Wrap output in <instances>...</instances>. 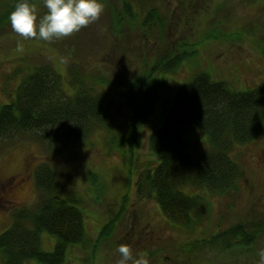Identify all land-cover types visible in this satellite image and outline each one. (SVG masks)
<instances>
[{"label":"rangeland","instance_id":"obj_1","mask_svg":"<svg viewBox=\"0 0 264 264\" xmlns=\"http://www.w3.org/2000/svg\"><path fill=\"white\" fill-rule=\"evenodd\" d=\"M109 2L116 5V0ZM9 3L0 0V10ZM34 4L39 18L47 9L43 0ZM132 5L135 17H122L114 32L110 11L105 8L96 21L80 31L51 41L24 39L13 31L9 21L0 27V104L9 99L29 69L41 65L55 67L68 92L76 77L85 87H93L95 94L110 99V126L95 127L84 140L58 151L29 134L0 143V233L10 225L13 210L36 202L35 167L47 163L56 171L62 193L74 192L79 197L89 239L97 237L100 227L118 209L121 195L130 197L110 239L102 243L95 257L89 259L83 249L70 246L64 264H85V258L93 264H114L119 256L116 249L122 243L148 256V250L162 249L150 258L140 256L146 264H259L264 232L250 249L225 253L205 249L189 254L179 246L240 220L264 222V134L251 143L237 145L233 153L241 174L236 188L222 195H205L212 205L209 216L201 204L202 223L191 228L171 223L153 198L138 197L134 182L137 173L154 158L148 134L162 125L179 85L205 72L213 81L226 82L235 90L264 86V0H132ZM149 6L159 10L161 19L144 27L141 19ZM182 39L200 43L192 47L194 55L183 60L174 72H164V86L135 150L129 191L126 160L117 148V138L122 136L123 146L129 134L125 81L149 68L158 54ZM189 137L194 152L204 147L198 133ZM90 172L102 180V188L91 184ZM54 242L47 232L41 234L45 250H52Z\"/></svg>","mask_w":264,"mask_h":264},{"label":"trees","instance_id":"obj_2","mask_svg":"<svg viewBox=\"0 0 264 264\" xmlns=\"http://www.w3.org/2000/svg\"><path fill=\"white\" fill-rule=\"evenodd\" d=\"M9 1L0 10V27L9 21L17 3ZM38 1L42 0H31L33 4ZM109 1L103 0V4L110 11L114 32L122 17L132 19L135 13L132 0H116V5ZM158 11L150 7L141 25L145 27L158 20ZM198 43L182 39L158 54L149 68L125 81L123 94L129 112V134L123 146L122 136L117 138V148L126 160L129 191L135 150L141 141L142 127L154 112L159 90L164 86V72H174L183 60L191 58L195 53L192 47ZM259 53L263 54L260 50ZM98 81L104 84L102 79ZM71 82L68 92L55 67L41 65L29 69L9 99L0 104V143L29 134L58 151L84 140L95 127H109L110 99L95 94L93 87H85L76 77ZM191 133L204 139V147L198 152L193 151ZM263 134L264 86L235 90L226 82L213 81L207 73L199 72L178 86L162 125L149 132L147 143L154 158L137 173L136 194L140 198H153L174 225L191 228L200 224V205H204L207 217L212 206L205 195H222L236 188L241 174L233 153L237 145L251 143ZM89 174L91 184L102 188V180L98 181L93 172ZM33 177L36 202L31 207L13 210L10 225L0 233L1 264H64L70 246L83 249L89 259L94 258L126 210L128 194L121 195L118 209L92 240L87 238L79 197L74 192L62 193L60 179L50 164L35 167ZM43 232L54 237L52 250L42 247ZM263 232L264 222L240 220L207 237L185 242L179 249L189 254L205 249L221 253L250 249ZM161 250H148L149 256L144 251L138 253L150 258ZM83 262L93 264L86 258Z\"/></svg>","mask_w":264,"mask_h":264},{"label":"clouds","instance_id":"obj_3","mask_svg":"<svg viewBox=\"0 0 264 264\" xmlns=\"http://www.w3.org/2000/svg\"><path fill=\"white\" fill-rule=\"evenodd\" d=\"M47 11L38 18V11L31 0H17L9 14L14 32L24 39L38 38L51 41L80 31L96 21L104 10L103 0H43ZM119 256L114 264H146L129 244H120ZM259 264H264V249L258 251Z\"/></svg>","mask_w":264,"mask_h":264},{"label":"flooded vegetation","instance_id":"obj_4","mask_svg":"<svg viewBox=\"0 0 264 264\" xmlns=\"http://www.w3.org/2000/svg\"><path fill=\"white\" fill-rule=\"evenodd\" d=\"M14 186V185H13ZM3 189H7V187H2Z\"/></svg>","mask_w":264,"mask_h":264}]
</instances>
